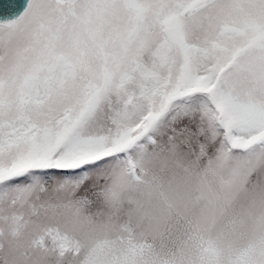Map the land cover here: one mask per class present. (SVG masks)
<instances>
[{
    "label": "snow or ice",
    "instance_id": "6c2138e0",
    "mask_svg": "<svg viewBox=\"0 0 264 264\" xmlns=\"http://www.w3.org/2000/svg\"><path fill=\"white\" fill-rule=\"evenodd\" d=\"M0 264H264V0H0Z\"/></svg>",
    "mask_w": 264,
    "mask_h": 264
}]
</instances>
